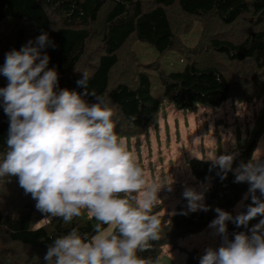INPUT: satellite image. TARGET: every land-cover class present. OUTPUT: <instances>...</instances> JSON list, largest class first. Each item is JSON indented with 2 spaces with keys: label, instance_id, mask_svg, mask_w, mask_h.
I'll return each instance as SVG.
<instances>
[{
  "label": "trees",
  "instance_id": "trees-1",
  "mask_svg": "<svg viewBox=\"0 0 264 264\" xmlns=\"http://www.w3.org/2000/svg\"><path fill=\"white\" fill-rule=\"evenodd\" d=\"M195 20L200 30L195 43L189 45L181 36ZM42 33L57 45L44 51L50 57L48 67L59 74V89L83 93L76 82L86 71L89 90L105 96L114 112L118 136L147 128L155 120L162 97L176 107L194 108L216 105L231 96L251 99L264 93V0H0V66L7 53ZM136 40L147 42L161 54L173 49L186 58L183 68L168 72H161L158 59L144 64L159 70L160 96L151 92L149 73L139 68L141 62L132 47ZM7 84L0 75V88ZM84 99L94 102L91 96ZM9 124L0 98L1 160L7 151ZM253 144L248 141L224 153H237L233 168L251 159ZM189 164L197 178L211 182L204 201L210 210L183 215L184 198L173 212L159 213L162 203H158L154 213L161 219V238L151 241L148 251L138 253L143 259L155 262L163 244L209 224L217 216V207L232 214L233 205L242 199L235 217L251 204L250 196L245 199L249 184L234 183L232 172L222 181L219 168H212L208 158L192 157ZM35 204L17 177L0 178V264H45L44 256L54 239L73 229L89 241L95 235L97 222L83 211L71 223L50 217L35 225L45 217ZM259 217L247 227L228 221V240L240 232L250 236L249 229ZM218 240L222 245L221 235ZM204 254L190 251L187 264H200Z\"/></svg>",
  "mask_w": 264,
  "mask_h": 264
},
{
  "label": "clouds",
  "instance_id": "clouds-1",
  "mask_svg": "<svg viewBox=\"0 0 264 264\" xmlns=\"http://www.w3.org/2000/svg\"><path fill=\"white\" fill-rule=\"evenodd\" d=\"M48 47L57 45L42 33L7 53L0 66V75L8 80L0 98L10 121L0 178L17 177L45 220L59 217L71 223L87 210L97 222L90 241L76 229L54 239L44 256L47 264H159V258L153 262L138 253L161 238V219L154 208L164 185L145 179L126 141L115 132L107 98L89 90L86 71L76 82L83 93L59 89V74L48 67ZM87 96L94 102H87ZM236 155L214 152L208 159L212 168H219L222 181L232 172L234 183L249 184L245 199L250 196L251 204L235 217L215 209L209 228L222 236L223 244L218 250L206 249L200 264H264V219L249 229L250 236L240 232L234 240L227 238V221L247 227L257 216L264 217V159L254 153L233 168ZM209 188H186L187 208L181 214L209 211L204 203ZM103 226L111 228L106 232Z\"/></svg>",
  "mask_w": 264,
  "mask_h": 264
},
{
  "label": "rangeland",
  "instance_id": "rangeland-1",
  "mask_svg": "<svg viewBox=\"0 0 264 264\" xmlns=\"http://www.w3.org/2000/svg\"><path fill=\"white\" fill-rule=\"evenodd\" d=\"M199 30L200 22L195 20L192 28L182 34L183 41L194 44ZM132 47L139 56V68L149 73L151 92L160 96V72L144 64L158 59L161 72H168L183 68L185 56L173 49L161 54L141 40L134 41ZM120 137L124 138L129 152L143 169L145 179L164 185L158 193L162 203L159 213H170L184 199L186 188L200 192L211 185L209 180L194 175L189 164L192 157L208 158L214 152L217 156L224 155L229 148H239L248 141H254L251 158L254 153L260 158L264 156V93L251 99L231 96L216 105L197 104L194 108L176 107L168 98L162 97L155 120L147 128ZM169 186L172 191L168 190ZM242 201L233 205L232 216ZM82 211L89 216L87 210ZM45 219L43 217L35 225L45 223ZM261 219L264 217L255 220L252 227ZM209 224L163 244L159 264H187L192 250H218L221 246L218 235Z\"/></svg>",
  "mask_w": 264,
  "mask_h": 264
},
{
  "label": "crops",
  "instance_id": "crops-1",
  "mask_svg": "<svg viewBox=\"0 0 264 264\" xmlns=\"http://www.w3.org/2000/svg\"><path fill=\"white\" fill-rule=\"evenodd\" d=\"M110 228H111V226H107L106 228H104V230L107 232L110 230Z\"/></svg>",
  "mask_w": 264,
  "mask_h": 264
}]
</instances>
